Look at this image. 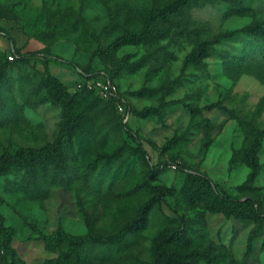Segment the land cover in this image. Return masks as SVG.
Instances as JSON below:
<instances>
[{
  "label": "rangeland",
  "instance_id": "374dc122",
  "mask_svg": "<svg viewBox=\"0 0 264 264\" xmlns=\"http://www.w3.org/2000/svg\"><path fill=\"white\" fill-rule=\"evenodd\" d=\"M170 1L0 0V26L14 38L12 42L0 33V157L11 143H51L63 120L61 105L42 102L46 71L41 59L23 60L15 49L44 55L49 73L77 94L80 108L93 101L106 107V114L91 126L86 149L77 153L78 172H93L89 180L54 184L46 197H37L24 186L23 172L0 175L3 226L25 264H43L58 255L46 247L45 237L59 226L86 233L83 209L96 219L98 232L119 230L150 198L144 190L127 196L146 182L173 187L175 195L152 209L146 229L130 234L119 250L96 263L153 264L155 238L177 225L168 217L185 215L188 247L204 254L199 264H264V219L212 212L182 191L190 172L204 173L222 194L254 198L264 213V43L225 42L201 61L187 60L204 40L254 21L264 23V0H201L199 5L190 0L185 11L158 25L169 29L167 36L103 51L121 33L106 29L109 9L120 16L147 13ZM233 2L245 10L232 13ZM182 24L187 26L184 32L179 30ZM137 62L139 69L130 72L128 66ZM82 68L114 75L133 110L128 121L98 91L80 92ZM142 87L158 88L159 93L132 94ZM126 122L144 138L148 155L126 133ZM255 147L256 173L246 157ZM96 157L93 169L89 162ZM163 163L165 171L151 180L150 168ZM5 262L0 258V264Z\"/></svg>",
  "mask_w": 264,
  "mask_h": 264
},
{
  "label": "trees",
  "instance_id": "16d2710c",
  "mask_svg": "<svg viewBox=\"0 0 264 264\" xmlns=\"http://www.w3.org/2000/svg\"><path fill=\"white\" fill-rule=\"evenodd\" d=\"M201 0H195L199 5ZM190 0H172L161 8H152L147 13L138 10L136 14L127 13L120 16L119 13L110 11V22L106 26L107 30H120V35L103 50L112 52L118 50L123 45L139 44L148 40L163 38L169 34L167 27H158L163 22L170 20L172 16L181 14L188 7ZM235 4L230 8L232 13L245 10V6ZM180 31H186L187 26H179ZM0 33L5 38L14 42L12 35L2 26ZM225 42H263L264 43V23L254 21L244 27L224 31L213 38L202 41L197 50L188 56V61H201L208 56L209 50ZM23 60L41 59L45 66L46 77L43 87L46 93L42 96V102L51 101L62 107L63 120L60 124L59 135L43 147H25L11 143L4 149L0 157V175L24 173V186L27 190L35 193L37 197H46L49 187L54 184L64 186L71 185L74 181L89 180L93 172L79 173L77 161L79 156L86 149L89 142L91 126L98 119L106 114V107L99 106L97 101L90 102L87 106L80 108V100L77 94L71 93L68 87L57 77L51 75L48 69V59L38 52H28L20 54L18 49L14 50ZM141 66L140 62L128 66L130 72H135ZM81 75L88 77H99L108 75L116 83L113 74L105 70L94 71L82 68ZM118 84V83H117ZM119 86V84H118ZM120 89V86H119ZM80 92L92 93L89 89H82ZM121 92V90H120ZM159 93L158 88L142 87L133 91L134 96L146 97L155 96ZM123 96L126 94L121 92ZM127 98V97H126ZM128 100V98H127ZM108 106L115 110L119 118L123 115L119 113L114 99H108ZM264 103V98L261 100ZM130 113H133L128 101ZM158 112L159 110H153ZM150 114L148 110L143 115ZM126 133L138 144V148L143 154L148 155L144 147V138L134 133L132 128L123 123ZM79 150L76 152L75 148ZM258 147L246 152V157L256 173L259 171V163L255 156ZM119 149L116 150V153ZM109 157L106 161H109ZM99 158L96 157L89 162V167L95 169ZM106 162H104L105 164ZM181 169H187L179 165ZM166 163L152 166L148 172L151 180H155L166 169ZM99 176L102 175L100 171ZM147 191L150 198L137 208L134 217L125 223L119 230L112 233H100L97 230L96 219L87 209H83L87 232L77 235L66 231L59 226L51 235L45 237L46 247L53 252L58 251V255L48 258L43 264H101L96 260H104L109 257L110 251L119 250L127 241L130 234L146 229L152 209L163 202H167L169 197L175 195V189L163 184H150L146 182L133 188L127 196L138 191ZM185 197L191 202H202L212 212L224 210L241 218H253L255 220L264 219V213L260 210L259 202L251 197L244 200L231 195L222 194L218 184L214 183L206 174L190 172L185 185L182 188ZM169 221L176 222L177 225L169 229L162 230L155 238L152 245L153 264H199V258L204 254L190 250V235L187 231L188 218L185 215L168 217ZM256 231L251 234L252 241ZM13 236L5 231L3 226V216L0 213V258L6 260L5 264H25L12 244ZM94 256V257H93Z\"/></svg>",
  "mask_w": 264,
  "mask_h": 264
},
{
  "label": "built area",
  "instance_id": "2783aa9c",
  "mask_svg": "<svg viewBox=\"0 0 264 264\" xmlns=\"http://www.w3.org/2000/svg\"><path fill=\"white\" fill-rule=\"evenodd\" d=\"M81 78L83 82L78 84L79 88L96 90L104 97L114 99L119 113L123 115L125 121H128L131 114L128 107V100L121 94L118 84L112 78L108 75L90 78L85 74Z\"/></svg>",
  "mask_w": 264,
  "mask_h": 264
}]
</instances>
